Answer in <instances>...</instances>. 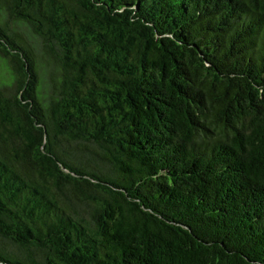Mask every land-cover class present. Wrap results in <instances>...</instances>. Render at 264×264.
<instances>
[{
  "label": "trees",
  "instance_id": "trees-1",
  "mask_svg": "<svg viewBox=\"0 0 264 264\" xmlns=\"http://www.w3.org/2000/svg\"><path fill=\"white\" fill-rule=\"evenodd\" d=\"M0 264H264V0H0Z\"/></svg>",
  "mask_w": 264,
  "mask_h": 264
},
{
  "label": "rangeland",
  "instance_id": "rangeland-1",
  "mask_svg": "<svg viewBox=\"0 0 264 264\" xmlns=\"http://www.w3.org/2000/svg\"><path fill=\"white\" fill-rule=\"evenodd\" d=\"M24 35L27 36V37L29 36L27 33H24Z\"/></svg>",
  "mask_w": 264,
  "mask_h": 264
}]
</instances>
